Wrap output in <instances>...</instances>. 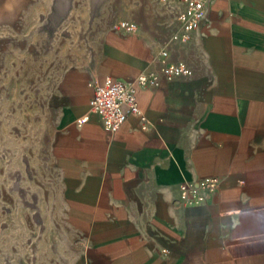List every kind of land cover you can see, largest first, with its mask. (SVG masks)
<instances>
[{"label":"crops","instance_id":"1","mask_svg":"<svg viewBox=\"0 0 264 264\" xmlns=\"http://www.w3.org/2000/svg\"><path fill=\"white\" fill-rule=\"evenodd\" d=\"M181 8L115 2L94 58L58 72L49 154L62 228L43 264H264V0H211L184 42ZM166 63L191 73L167 80ZM106 76L132 83L143 119L102 127L88 100Z\"/></svg>","mask_w":264,"mask_h":264},{"label":"rangeland","instance_id":"2","mask_svg":"<svg viewBox=\"0 0 264 264\" xmlns=\"http://www.w3.org/2000/svg\"><path fill=\"white\" fill-rule=\"evenodd\" d=\"M117 1L0 0V264L58 249L50 91L63 67L94 58Z\"/></svg>","mask_w":264,"mask_h":264},{"label":"built area","instance_id":"3","mask_svg":"<svg viewBox=\"0 0 264 264\" xmlns=\"http://www.w3.org/2000/svg\"><path fill=\"white\" fill-rule=\"evenodd\" d=\"M211 0H177L182 8L174 17L173 37L178 41H186L205 18L207 5ZM119 28L133 33L137 30L135 22L123 20L119 22ZM164 60L168 52L166 49L160 51ZM162 75L167 80L188 76L191 72L184 63H166L161 68ZM138 85L144 86L151 83L153 79L145 75L136 78ZM89 109L96 113L100 123L105 130H116L126 120L127 116L133 114L139 119H143L141 110L138 107L136 89L131 82L122 81L106 76L101 82L93 85L92 95L88 100ZM203 185L211 192L217 189L218 178L211 177L203 180ZM188 184H183L181 188L185 192ZM198 197H194L197 200Z\"/></svg>","mask_w":264,"mask_h":264}]
</instances>
